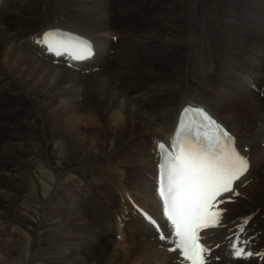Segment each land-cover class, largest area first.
I'll return each instance as SVG.
<instances>
[{"label": "bare ground", "instance_id": "1", "mask_svg": "<svg viewBox=\"0 0 264 264\" xmlns=\"http://www.w3.org/2000/svg\"><path fill=\"white\" fill-rule=\"evenodd\" d=\"M45 26L93 37L96 57L52 65L29 38ZM185 105L251 162L207 234L213 263L241 264L236 223L264 254V0H0V264H180L129 199L157 216L155 146ZM194 126L208 152L228 145Z\"/></svg>", "mask_w": 264, "mask_h": 264}, {"label": "snow or ice", "instance_id": "2", "mask_svg": "<svg viewBox=\"0 0 264 264\" xmlns=\"http://www.w3.org/2000/svg\"><path fill=\"white\" fill-rule=\"evenodd\" d=\"M196 111L203 113L202 109ZM204 119L211 120V117L204 114ZM212 123L215 121L212 120ZM172 170L177 178L176 195L169 205L168 217L175 225L178 243L185 257L191 264H203L196 235V229L201 226L200 219L217 193L231 190L233 180L246 170V162L239 154L225 155L222 150L205 154L198 149H180L173 158ZM242 254L243 249L235 253L237 257Z\"/></svg>", "mask_w": 264, "mask_h": 264}, {"label": "rangeland", "instance_id": "3", "mask_svg": "<svg viewBox=\"0 0 264 264\" xmlns=\"http://www.w3.org/2000/svg\"><path fill=\"white\" fill-rule=\"evenodd\" d=\"M136 26H141L142 25V23H141V20H138V21H136ZM130 25H133V23H131V24H129L128 26H130ZM91 31V30H90ZM93 32V31H92ZM262 96V95H261ZM101 108H102V106H101ZM25 111L24 110H21V111H19V116L20 117H22V116H24V113ZM11 130H13L12 128H10V130H8V131H11ZM18 131L21 133V132H23L24 130H23V128L22 127H19L18 128ZM52 136L51 137H54V136H56V135H58V132L56 133L55 131H53L52 133ZM153 181H154V179H153ZM27 198V197H26ZM26 198H24V200L26 199ZM83 210V209H82ZM125 242L124 241H119V244H124Z\"/></svg>", "mask_w": 264, "mask_h": 264}]
</instances>
